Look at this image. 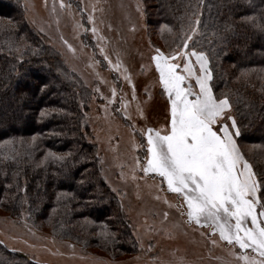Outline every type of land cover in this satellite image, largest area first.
<instances>
[{
  "label": "trees",
  "instance_id": "trees-1",
  "mask_svg": "<svg viewBox=\"0 0 264 264\" xmlns=\"http://www.w3.org/2000/svg\"><path fill=\"white\" fill-rule=\"evenodd\" d=\"M155 2V21L175 39L200 16L194 46L208 55L214 92L229 97L241 150L264 178V0ZM91 96L28 23L21 0H0V206L117 256L137 241L101 175L86 117ZM0 264L37 263L0 244Z\"/></svg>",
  "mask_w": 264,
  "mask_h": 264
},
{
  "label": "rangeland",
  "instance_id": "rangeland-1",
  "mask_svg": "<svg viewBox=\"0 0 264 264\" xmlns=\"http://www.w3.org/2000/svg\"><path fill=\"white\" fill-rule=\"evenodd\" d=\"M21 2L31 27L92 93L86 117L101 175L129 220L137 246L113 256L54 236L44 223L1 206L0 244L37 264H247L244 256L260 261L252 249H240L211 228L189 223L182 215V198L158 175L142 171V131L162 127L168 117V101L150 57L154 47L175 48L177 35L174 29L162 31L166 23L155 21V0Z\"/></svg>",
  "mask_w": 264,
  "mask_h": 264
},
{
  "label": "snow or ice",
  "instance_id": "snow-or-ice-1",
  "mask_svg": "<svg viewBox=\"0 0 264 264\" xmlns=\"http://www.w3.org/2000/svg\"><path fill=\"white\" fill-rule=\"evenodd\" d=\"M193 15L186 30L181 25L175 48L166 52L154 47L150 57L168 101V117L162 127L142 131L146 139L142 171L158 175L182 198V215L189 223L207 226L222 240L250 248L262 258L242 257L247 264H264V220L258 222V215L264 217V178L257 176L241 150L242 133L230 114L229 97L214 92L210 59L194 46L201 19ZM161 30L173 33L167 24ZM103 58L111 63L107 55ZM112 94L115 97V89Z\"/></svg>",
  "mask_w": 264,
  "mask_h": 264
}]
</instances>
